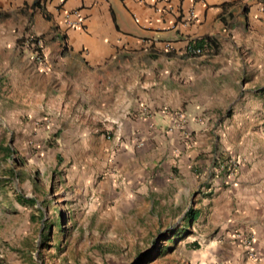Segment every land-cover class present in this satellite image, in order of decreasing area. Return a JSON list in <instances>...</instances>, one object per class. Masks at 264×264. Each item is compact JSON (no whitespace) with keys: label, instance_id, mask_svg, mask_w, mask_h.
<instances>
[{"label":"crops","instance_id":"0c3cea01","mask_svg":"<svg viewBox=\"0 0 264 264\" xmlns=\"http://www.w3.org/2000/svg\"><path fill=\"white\" fill-rule=\"evenodd\" d=\"M10 12L41 55L22 43L0 74V96H15L12 109L2 96V133L12 123L54 140L58 171L82 151L80 186L92 203L110 199L116 219L134 198L184 202L183 218L216 204L214 263L264 264V0H0ZM186 45L203 54L184 56Z\"/></svg>","mask_w":264,"mask_h":264},{"label":"rangeland","instance_id":"374dc122","mask_svg":"<svg viewBox=\"0 0 264 264\" xmlns=\"http://www.w3.org/2000/svg\"><path fill=\"white\" fill-rule=\"evenodd\" d=\"M20 22L14 12L0 22V40L5 42L0 74L8 68V74L12 72L22 43L25 50L31 49V35L25 38L17 32ZM7 89L2 96L12 109L15 96ZM15 128L11 123L2 133L0 124V150L8 149L3 156L0 151V264H217L208 248L220 230L216 211L210 214L216 204L207 206L204 215L167 243L183 227L184 202L165 210L156 201L134 198L126 217L113 218L110 199L101 197L99 203H92L89 190L80 186L82 151L72 153L70 162L58 171L53 169L57 160L50 150L55 141L33 139L15 133ZM18 197L34 199L35 204L22 205L14 201ZM245 216L241 214L242 220ZM44 231L48 237L42 241ZM167 245L170 248L163 252Z\"/></svg>","mask_w":264,"mask_h":264},{"label":"built area","instance_id":"2783aa9c","mask_svg":"<svg viewBox=\"0 0 264 264\" xmlns=\"http://www.w3.org/2000/svg\"><path fill=\"white\" fill-rule=\"evenodd\" d=\"M137 2H141L142 0H136ZM190 20H191V17H190ZM64 23L66 24L67 27H75L79 24V14H78V11L76 10H73L71 11L70 13L68 14H65L64 15ZM34 41V42H33ZM28 44H30V48H33V47H40V42L39 40L33 38V37H29L28 38ZM31 50V49H30ZM182 54L184 56H187V57H198V56H201L203 54V51L200 49V48H195L191 45H186ZM35 59L37 61H40V58L37 57L35 55ZM174 119L178 122H181L183 121V117L181 114H175L174 115ZM105 138L107 139L108 136L105 135ZM236 164V162H234ZM232 163L228 166H225V170L227 171V175L229 176H233L236 172V168H235V164ZM245 246L246 248L248 249L247 251V256L249 259H252L254 260L255 259V254L253 253V250L251 249V241L250 240H247L246 243H245Z\"/></svg>","mask_w":264,"mask_h":264},{"label":"trees","instance_id":"16d2710c","mask_svg":"<svg viewBox=\"0 0 264 264\" xmlns=\"http://www.w3.org/2000/svg\"><path fill=\"white\" fill-rule=\"evenodd\" d=\"M6 17H7V14H1L0 13V18H3L4 19ZM28 45H30V44H28ZM31 51L37 57H40L41 53H40V48L39 47H37V46L36 47H33V48H31ZM17 202L20 203V204H22V205H26V206H34V204H35V200L34 199L22 198V197H18L17 198ZM196 218H197L196 212L189 210L187 212V214H185V216H184L183 227L181 226L182 227L181 231H179V230L175 231L172 234V236L169 237V238H167L165 241L167 243H172V240L174 239V237H179V235L182 234V232H185L186 231V227H188L189 225H191L195 221ZM58 220H60V219H58ZM185 221H186V225L184 224ZM58 223H59V221H58ZM47 237H48L47 232L44 231L42 233V236H41L42 241L47 240ZM164 247H165V249H163V252H165V250H167L168 248H170V246H168V245L167 246H164Z\"/></svg>","mask_w":264,"mask_h":264}]
</instances>
